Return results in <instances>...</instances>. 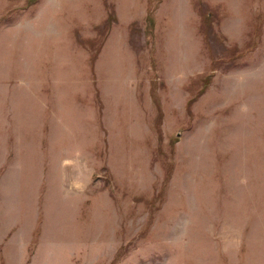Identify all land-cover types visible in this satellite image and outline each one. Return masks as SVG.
I'll use <instances>...</instances> for the list:
<instances>
[{
    "label": "rangeland",
    "instance_id": "obj_1",
    "mask_svg": "<svg viewBox=\"0 0 264 264\" xmlns=\"http://www.w3.org/2000/svg\"><path fill=\"white\" fill-rule=\"evenodd\" d=\"M0 264H264V0H0Z\"/></svg>",
    "mask_w": 264,
    "mask_h": 264
},
{
    "label": "trees",
    "instance_id": "obj_2",
    "mask_svg": "<svg viewBox=\"0 0 264 264\" xmlns=\"http://www.w3.org/2000/svg\"><path fill=\"white\" fill-rule=\"evenodd\" d=\"M37 0H28V3L29 4H33V3H35ZM147 19H148V22H149V26H153V17L151 16V15H148L147 16ZM114 20H115V18H114V16H113V12H111L110 14H109V16L106 18V20H105V23H104V26L105 27H110L111 25H112V23L114 22ZM92 58H94V56H92ZM190 100H192L191 102H189V103H192L193 102V99H190ZM155 106H156V108H157V110H158V120L160 119V109H159V105H158V102H156L155 101ZM39 231V229H37L35 232H36V234H37V232Z\"/></svg>",
    "mask_w": 264,
    "mask_h": 264
}]
</instances>
